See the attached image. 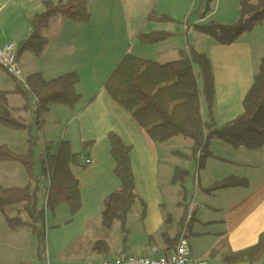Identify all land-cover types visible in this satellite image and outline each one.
I'll return each mask as SVG.
<instances>
[{
	"label": "crops",
	"instance_id": "0c3cea01",
	"mask_svg": "<svg viewBox=\"0 0 264 264\" xmlns=\"http://www.w3.org/2000/svg\"><path fill=\"white\" fill-rule=\"evenodd\" d=\"M51 1L56 5L68 0ZM97 1L96 14L92 12L90 25L76 26L56 20L45 34L48 45L43 56L37 58L33 54H26L19 60L21 72L27 78L39 74L45 81H52L71 73L79 75L77 92L82 98L81 103L75 110H69V115H66L63 109L56 111L59 109L51 108L48 115L58 112L67 122L60 135L55 138L48 137L52 141L51 145L57 141L69 142L75 154H82L85 156L84 160L91 161V164L86 166L82 160L79 166L74 165L72 168L81 190L82 207L78 214L72 217L69 211L59 213L56 210L54 215L51 214V219L46 215L45 258L43 260L37 258V247L28 254L20 251L18 257L23 259L28 256L32 264H97L114 261L122 255L129 254L137 258L160 259L172 254L175 248L173 243L182 236V220L186 218L187 212L182 208L183 218L177 225L171 214L175 205L174 190L177 189L172 180L175 171L182 169L177 161L178 158H182L179 154L185 155L175 145V142L181 141H177L179 139L176 138L161 145L151 142L132 116L110 98L105 86L127 55L131 54L149 62H152L154 55H158L165 57L163 61H167L166 64L179 61L182 54L190 56L188 37L181 43L174 41L169 45V48L172 46L171 49L167 50L157 51L160 46H167L168 40L155 46L141 45L139 49L134 48L133 43L137 42V38L142 34L167 33L159 30L160 24L172 21L166 14H159L162 12H159L157 2L163 0H118L123 11L121 21L114 20L112 16L104 20V14L108 11L105 6L109 10H115L113 3L115 4L117 0ZM166 3L170 13H181V16L185 17L193 8L191 0H166ZM8 4L14 7L10 9L4 0H0V23L3 19H8L14 22V26L8 30L0 26V51L10 45L19 47L21 42L27 40L32 34L30 20L44 12L41 0H13V3ZM88 4L90 9V2ZM238 13L234 9L231 13L227 12L226 21H234ZM165 17L169 21L161 20ZM185 31L189 36L188 25ZM245 40L241 39L230 48L219 47L213 43L210 45L213 58L206 55L210 57L215 76L216 100L213 123L218 129L242 115L244 99L258 73L259 68H256V64L258 65L262 56L258 50L264 43L253 45ZM9 103L12 108L19 109L13 107L10 100ZM203 119L210 123L206 109H203ZM5 134L8 133L0 129L2 140L6 138ZM110 134L118 136L124 145L131 149V164L139 197L135 205L139 203L141 206L140 210L136 209V213H133L132 209L124 230L119 223H114L108 230L103 225L105 200L119 187L113 173L115 165L110 156L108 141ZM9 136L10 134L7 135L8 138ZM23 138L24 135L21 133L18 137L19 143L10 149H15L17 147L15 145L22 146ZM46 139L44 136L45 141ZM89 143H94V146L84 149L83 146ZM44 144L49 145L47 142ZM227 148L230 149L225 145L220 149L211 143L210 149L214 157L207 162L203 177L201 172L198 174L200 188L204 189L205 206L203 204L200 206L201 213L196 217L188 233V257L191 262L227 264L226 257H232L254 247L264 232V182L255 191V173L248 175L242 173L243 170L255 169V165L257 168H264V151L247 153L243 150H234L232 153ZM221 154L236 158L223 160ZM211 160H217L224 165L231 164L239 169L222 177L220 172L222 173L224 169L208 173L207 167L211 166ZM182 170L192 174L193 163ZM228 177L245 179L249 182V187L244 190L231 189L210 193V189ZM191 180L192 178L189 181ZM0 184L4 188H9L1 180ZM193 198L195 199V196ZM175 207L179 208L180 204ZM0 224L3 227L0 231L2 257L0 261L2 264H10L7 250L14 252L11 241L16 238L18 243L14 247L23 246L24 242L21 239L26 236L29 238L26 230L30 229L7 233L9 229L5 217ZM193 232L199 234H196L197 240L206 242L200 244L195 241L196 239L191 241L190 235ZM123 234L124 249L115 252L114 241L121 242Z\"/></svg>",
	"mask_w": 264,
	"mask_h": 264
},
{
	"label": "trees",
	"instance_id": "16d2710c",
	"mask_svg": "<svg viewBox=\"0 0 264 264\" xmlns=\"http://www.w3.org/2000/svg\"><path fill=\"white\" fill-rule=\"evenodd\" d=\"M211 2L212 0H209V5ZM41 3L44 12L30 20L32 34L19 44L18 60L26 54H33L37 58L43 56L48 45L45 34L56 20L76 26L91 24L92 16L87 0H68L56 5L51 0H41ZM239 14V21L234 25L209 23L195 26V32L210 39L219 47H233L244 36L264 24V0H241ZM161 20L169 21L166 17ZM170 38L169 33L142 34L137 38V42L145 46H155ZM10 77L15 82L19 81ZM79 83L80 77L77 73L52 81H45L39 74L33 75L26 79L24 85L17 84L13 92L21 95L24 100V106L19 109L10 106V92L0 91V128L27 133L29 145L27 155H17L9 147L0 146V166L19 165L26 171L30 181V185L25 188L8 189L0 184V215L5 217L9 231L17 232L22 229L32 231L39 260L45 258L47 251V212L54 215L59 206L67 205L70 215L74 217L81 210L80 185L73 175L72 168L74 165L79 166L85 156L75 154L67 141L59 143L56 153H53L50 145L45 146L41 169L42 179L46 182L47 200L45 206L40 208L37 197L40 180L35 173L36 165L32 150L37 137L33 136V132L34 129L39 132L44 130L46 125L44 119L51 108L75 110L79 106L82 100L77 92ZM105 88L110 98L132 116L154 144H166L179 137L191 140L194 143L191 155L179 156L193 163L195 176H198L206 168L207 162L214 157L210 149L214 141L236 151L244 150L249 153L264 151V59L254 84L244 99L242 115L220 129L215 128L213 123L216 100L213 67L206 55L194 50L190 51V56L182 54L179 61L166 65L127 55L109 78ZM203 109L208 112L210 123L204 121ZM20 114H29L33 119L28 122L17 117ZM108 141L110 156L115 165L113 173L119 187L105 200L103 225L108 230L114 223H120L124 230L127 218L139 199L131 164V149L115 134H110ZM93 146L94 143H89L83 148ZM87 162L91 164L89 159L85 160L86 166L90 165ZM190 179L191 172L178 169L172 183L185 189ZM248 187L247 180L228 177L209 191L212 193L220 190H244ZM11 211L18 216L25 215L26 220L11 217L9 215ZM181 234L188 237L185 227ZM176 243H173L175 247ZM225 262L264 264V232L254 247L232 257H226Z\"/></svg>",
	"mask_w": 264,
	"mask_h": 264
},
{
	"label": "rangeland",
	"instance_id": "374dc122",
	"mask_svg": "<svg viewBox=\"0 0 264 264\" xmlns=\"http://www.w3.org/2000/svg\"><path fill=\"white\" fill-rule=\"evenodd\" d=\"M8 6V8L11 9V7H14L13 5H9L8 3H13V0H4ZM40 1V0H39ZM88 2H90V13L92 15V12L96 14V8L98 6V1L97 0H87ZM191 3L193 5L192 11L189 15H186V17L184 15L181 16V13H170V11L167 10V3L166 0L163 1H158L157 4H159V14H166V16H168L169 18L172 19V21L169 22H163L162 24L159 25V27H161V29L164 32H167L171 35H173V37L168 40V45L167 46H160L159 49H157V51L159 50H167V49H171L172 43L175 42H184L185 39L188 37L189 43H190V51L194 50L198 53L207 55V56H211V58H213L212 53H211V49H210V45H213V42L204 37L199 35L198 33L195 32V26H203V25H207L209 23H217L220 25H234L239 21L240 18V14L238 13L240 10V3L241 0H212L211 4L209 5V0H191ZM113 7H115V10H109L108 7L105 6V9L107 8L108 11L105 12L104 14V20L106 21L108 19L109 16H112V18L114 20H120L121 16L123 14L122 11V6L120 5L119 1L117 0L116 3H113ZM234 9V11L236 13H238V17H236L234 19V21H226L228 20V16H227V12H230ZM232 18V17H229ZM121 21V20H120ZM13 21H10L8 19H3L0 23V26H3L4 29L8 30L10 28H12L13 25ZM157 24H151V26H155ZM187 25L189 26L190 29V34L189 36H187L185 28L187 27ZM261 29V30H260ZM245 37V38H244ZM242 39H246L245 41H249L251 44L255 45V43L257 45H259V43H264V24L260 27H257L256 29H254L250 34L244 36ZM126 40H124L125 42ZM175 45V43L173 44V46ZM134 48H141V44H139L138 42H134L132 45ZM168 47V48H167ZM156 51V47L153 48ZM257 50L255 49V52ZM260 52V54H262V56L260 57V60L258 61V65L256 64V68L260 67V64L262 62V60L264 59V46H261L258 50ZM137 54V53H135ZM157 54V53H156ZM256 56V53L254 55V57ZM152 58V62L158 63V64H166L165 61H163L165 59V57H161L158 55H154ZM210 58V57H209ZM210 60V59H209ZM259 71V69H258ZM198 74V71H196ZM107 74V73H106ZM104 74V76L106 75ZM26 78L25 75H23L22 73V77L19 81L15 82L6 72H4V70L1 69L0 67V91L2 92H10V96H9V100L11 101V104L13 107H17V108H22V105L24 104V100L22 98L21 95L13 93L16 88H17V84L24 85L26 82ZM21 106V107H20ZM59 110L56 111H60V109H63L66 113V115H69V109L63 108V107H56ZM17 117H21L24 118L25 120L28 122L32 121V117L29 114H20ZM45 127L44 130L42 132L37 131V129H34L33 132V136L37 137V141L35 142V146L32 149L33 150V154H34V158H35V173L36 176L39 178L40 180V188H39V192H38V204L40 208H43L46 204V200H47V192H46V182L42 179V161H43V157L45 154V142H47L51 148H53V153H56L57 151V147L59 145V141L55 142L54 145H51V138H55L58 135L61 134V131L63 128H65L66 122L63 115L58 114V112H53L50 115L47 114V116H45ZM2 130H4V133H8L10 134L9 138L7 137L8 134L6 135V138H4V140H2L0 138V145H8L9 148H11V146H14V144L19 143V139L18 137H20L21 133L20 132H15V131H10V130H5L3 128H0ZM22 135H24V138L21 140L22 141V146L19 145H15V149H12V151L14 153H16L17 155H27L29 153V145H28V134L27 133H22ZM44 136L47 137L46 141L44 140ZM49 136V137H48ZM176 139V138H175ZM179 140L177 141H181V142H175V145H177L180 148V152L185 154V155H190L192 152V149L194 147V143L189 140V139H185L183 137H179ZM179 143V144H178ZM214 145H216V147H220V149H222V147H224V144L218 142V141H214L212 142ZM190 147V149H189ZM228 150H230L232 153L234 150H232L231 148H227ZM220 151V150H219ZM244 151V150H243ZM248 153V152H247ZM221 157L223 160H229V159H235V156H231L228 155V157L226 156V154H221ZM224 157V158H223ZM228 158V159H225ZM240 159L242 160V157H240ZM85 161V160H84ZM180 163V168L182 169H186L188 167H190L191 162L183 159V158H178L177 160ZM212 162H210L211 166H208L207 169L209 170L208 173H210V171H214L216 169L220 170V169H224V171H222V173L220 172V176H228L227 174H231V172L234 171H238L239 168H236L235 166L231 165V164H220L219 161L217 160H211ZM239 162V161H237ZM236 162V163H237ZM231 163V162H230ZM9 165H13V164H9ZM16 165V164H14ZM185 166V167H184ZM8 167V168H7ZM10 167H14V169H11ZM216 167V168H215ZM16 171H12L15 170ZM261 169L264 168H257L255 165V169L252 170H243L242 173H246L251 174V173H255V191L258 189V187L260 186V184L262 182H264V171H262ZM204 172H201V176L203 177ZM195 173L193 172L191 174V182L188 181V183L185 186V189H183L180 186H177V189L174 190V204L177 206V204H180V207L177 208L175 207V205H173L174 210L171 213L175 219L176 225L178 222H181L182 218H183V212L182 208H185L186 212L188 211V205L194 201L197 205L201 206L203 204V206H205L203 203V200L205 199V195L204 192L201 188H200V184H199V180H198V176L194 175ZM27 177V178H26ZM197 179V180H196ZM0 180L3 181V183L8 186L9 188H25L28 185H30V181L29 178L27 176L26 171L19 165L17 166H0ZM28 180V181H27ZM202 186H205L203 183H201ZM8 188V189H9ZM213 193V192H212ZM195 196V199L192 197ZM136 209L140 210L141 206L140 204H136L133 208V213H136ZM57 211L60 212H65L67 213L69 210V207L67 205H61L57 208ZM9 215L11 217H20L23 220H26V216L25 215H20L18 216L17 213L11 211L9 212ZM47 216H49V219H51V213L47 212L46 214ZM185 218V217H184ZM182 220L184 227H185V231L188 234L189 230L191 231V226L193 225V223H195L194 221L197 219L195 218L194 221L189 225L188 221H187V215L186 218ZM4 217L2 215H0V223L1 221H3ZM51 221V220H50ZM120 224V223H119ZM121 225V224H120ZM183 227V228H184ZM3 227H1L0 224V231L3 230ZM5 229V228H4ZM28 231V237L26 236V238H22L21 240L24 242L23 246L20 247H14L17 245V240L18 239H13L11 241L12 249L14 250V252H9L7 250V254L10 255L9 261L10 264H32L30 261V258L28 256H26L25 258H19L18 255L21 254L20 251L23 250V252H26V254H28V252H33L34 247H36V241L33 237V233L30 230H26ZM121 234H122V228L120 230ZM7 233H11L9 230H7ZM196 234L199 235L198 233L193 232L190 235V240L193 241L195 240L197 243H202L205 240H197ZM1 235V234H0ZM203 235L201 234V237ZM124 234H123V240L121 242H117L114 241V251L116 252L117 250H123L124 249ZM188 237H186L187 239ZM4 239V238H3ZM195 242V243H196ZM206 242V241H205ZM120 247V248H119ZM131 255V254H129ZM136 257V256H134ZM0 258L1 255H0ZM137 258V257H136ZM95 264V263H94Z\"/></svg>",
	"mask_w": 264,
	"mask_h": 264
},
{
	"label": "built area",
	"instance_id": "2783aa9c",
	"mask_svg": "<svg viewBox=\"0 0 264 264\" xmlns=\"http://www.w3.org/2000/svg\"><path fill=\"white\" fill-rule=\"evenodd\" d=\"M0 67L3 68L10 76L20 80L22 77L21 68L17 58L16 45H10L0 51ZM89 165L90 162H87ZM202 208L192 201L188 205L187 221L190 225L194 219L201 213ZM189 242L183 234L178 240L176 247L169 256L153 259V258H136L134 256L122 255L114 261H105L97 264H202L191 262L188 257Z\"/></svg>",
	"mask_w": 264,
	"mask_h": 264
},
{
	"label": "bare ground",
	"instance_id": "6f19581e",
	"mask_svg": "<svg viewBox=\"0 0 264 264\" xmlns=\"http://www.w3.org/2000/svg\"><path fill=\"white\" fill-rule=\"evenodd\" d=\"M17 47V46H16ZM17 50H18V47H17ZM18 62H19V60H18ZM22 73V72H21Z\"/></svg>",
	"mask_w": 264,
	"mask_h": 264
}]
</instances>
